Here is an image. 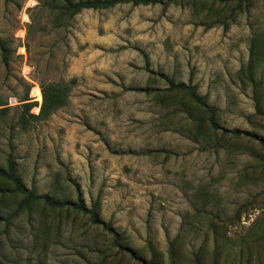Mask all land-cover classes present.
<instances>
[{
  "label": "rangeland",
  "instance_id": "374dc122",
  "mask_svg": "<svg viewBox=\"0 0 264 264\" xmlns=\"http://www.w3.org/2000/svg\"><path fill=\"white\" fill-rule=\"evenodd\" d=\"M65 1H0V168L13 157L28 189L97 205L104 226L36 207L0 223V264H172V244L177 264H264V147L223 133L264 139V0L74 17ZM170 82L196 86L222 130ZM44 84L68 85L69 104L37 121ZM20 201L0 195V218Z\"/></svg>",
  "mask_w": 264,
  "mask_h": 264
},
{
  "label": "trees",
  "instance_id": "16d2710c",
  "mask_svg": "<svg viewBox=\"0 0 264 264\" xmlns=\"http://www.w3.org/2000/svg\"><path fill=\"white\" fill-rule=\"evenodd\" d=\"M1 1V0H0ZM7 2H12L14 0H3ZM196 1V0H195ZM214 3L220 4H236V9L241 11L243 8H246L250 5L252 0H208ZM179 0H170L166 3V6L172 4H178ZM56 5V10L63 13V15H69L71 17L77 16L84 11H100V10H108L113 9L120 5L132 4L135 7H149L161 4L160 1L156 0H80L76 3L72 1H65L63 4L54 3ZM0 48L2 52L6 51V48L3 43L0 42ZM253 57L251 58V62L248 68V75L243 77V80H247L249 83L254 84V76H255V67H257L255 54L252 51ZM245 73V72H244ZM75 83V82H73ZM263 86V83H262ZM70 87L68 85H47L44 84L42 87V96H43V105L41 108V112L38 116H32L37 121H44L50 118L53 114H55L60 109L68 106L69 104V94ZM169 93H182L187 98L191 100L198 108L203 109L206 114L209 116L208 123L212 130L220 131L222 128L216 121V117L218 111L211 107L205 97H202L198 94V90L196 86L185 85V84H174L172 82L169 83V88L167 90ZM27 101V100H26ZM3 107V105H0ZM27 111L29 112L32 108V105L27 104ZM257 109L260 110L259 101ZM223 133L232 134L233 137L240 138L246 136L248 138L254 139L258 141V143L264 147V139L259 138L254 134H249L248 132L242 131H233L229 132L224 130ZM4 185H10L11 188L2 187ZM0 195L1 198H6L9 195L12 196H20L21 201L19 202L16 210L12 213V215L5 219L0 218V223L6 221L7 223H11L16 217L20 216L22 213L26 211H30L36 207H45L51 210H62L65 208H72L78 213H81L87 217H89L91 223L96 226H104L102 220L100 219L97 205L88 208L85 203L82 201L74 204L64 203L56 201L48 196H39L34 190L28 189L21 176L18 173V165L13 157H10L7 162V167L0 168ZM105 229L112 235L114 239L115 246L125 252H129L133 255V257L137 260L140 258L137 257L135 253H132L128 248H124L120 241V236L117 234L113 228L105 227ZM173 244L171 246V261L172 264H177V257L174 252ZM149 264H158L155 261L149 262Z\"/></svg>",
  "mask_w": 264,
  "mask_h": 264
},
{
  "label": "bare ground",
  "instance_id": "6f19581e",
  "mask_svg": "<svg viewBox=\"0 0 264 264\" xmlns=\"http://www.w3.org/2000/svg\"><path fill=\"white\" fill-rule=\"evenodd\" d=\"M34 94L36 95V97H38L39 99V101H41L42 100V97H41V94H40V91H39V89L37 88V89H35V91H34Z\"/></svg>",
  "mask_w": 264,
  "mask_h": 264
},
{
  "label": "built area",
  "instance_id": "2783aa9c",
  "mask_svg": "<svg viewBox=\"0 0 264 264\" xmlns=\"http://www.w3.org/2000/svg\"><path fill=\"white\" fill-rule=\"evenodd\" d=\"M38 88V87H37ZM39 89V88H38ZM35 90V89H34ZM40 90V89H39ZM40 94H41V91H40ZM37 100H38V97H37ZM10 106H16L18 104V102H14L13 100H10L9 102Z\"/></svg>",
  "mask_w": 264,
  "mask_h": 264
}]
</instances>
